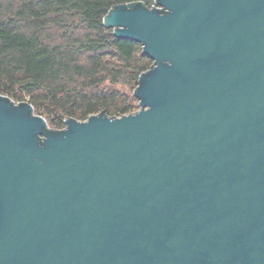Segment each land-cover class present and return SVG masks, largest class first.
<instances>
[{
  "label": "water",
  "instance_id": "95a60500",
  "mask_svg": "<svg viewBox=\"0 0 264 264\" xmlns=\"http://www.w3.org/2000/svg\"><path fill=\"white\" fill-rule=\"evenodd\" d=\"M120 3L139 109L50 128L0 96V264H264V0Z\"/></svg>",
  "mask_w": 264,
  "mask_h": 264
},
{
  "label": "trees",
  "instance_id": "16d2710c",
  "mask_svg": "<svg viewBox=\"0 0 264 264\" xmlns=\"http://www.w3.org/2000/svg\"><path fill=\"white\" fill-rule=\"evenodd\" d=\"M127 2L154 0H0V96L29 102L54 130L69 117L130 113L153 61L102 21Z\"/></svg>",
  "mask_w": 264,
  "mask_h": 264
},
{
  "label": "rangeland",
  "instance_id": "374dc122",
  "mask_svg": "<svg viewBox=\"0 0 264 264\" xmlns=\"http://www.w3.org/2000/svg\"><path fill=\"white\" fill-rule=\"evenodd\" d=\"M128 90V89H127ZM137 105V106H136ZM139 109V105H138V100H137V102L135 101V106L133 107V109H132V111H134V110H138ZM131 111V112H132ZM50 128H52L50 125H48Z\"/></svg>",
  "mask_w": 264,
  "mask_h": 264
},
{
  "label": "built area",
  "instance_id": "2783aa9c",
  "mask_svg": "<svg viewBox=\"0 0 264 264\" xmlns=\"http://www.w3.org/2000/svg\"><path fill=\"white\" fill-rule=\"evenodd\" d=\"M151 7H157L155 0H154V3L151 5ZM151 7H148V8H151Z\"/></svg>",
  "mask_w": 264,
  "mask_h": 264
}]
</instances>
